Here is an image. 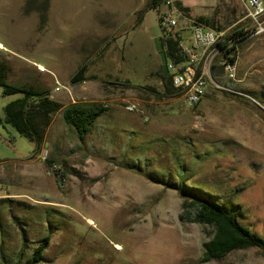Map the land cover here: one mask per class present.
I'll use <instances>...</instances> for the list:
<instances>
[{"label":"rangeland","instance_id":"obj_1","mask_svg":"<svg viewBox=\"0 0 264 264\" xmlns=\"http://www.w3.org/2000/svg\"><path fill=\"white\" fill-rule=\"evenodd\" d=\"M167 1L183 13L179 0H161V16ZM209 4L208 18L225 35L253 34L238 45V81L213 69L225 89L210 84L189 109L178 91L163 94L168 60L151 0H0L7 84L46 91L63 108H107L85 143L56 112L36 151L5 115L24 94L0 86V264H29L45 236L36 264H264L256 248L202 263L212 229L181 223L177 192L147 179L217 194L264 239V31L246 18L241 0ZM170 33L191 44L190 30ZM82 66L87 80L71 84ZM130 103L138 111L127 112ZM43 148L66 175L64 185L37 158Z\"/></svg>","mask_w":264,"mask_h":264},{"label":"trees","instance_id":"obj_2","mask_svg":"<svg viewBox=\"0 0 264 264\" xmlns=\"http://www.w3.org/2000/svg\"><path fill=\"white\" fill-rule=\"evenodd\" d=\"M160 1L151 0L150 8L157 13V19L161 28L159 44L164 59L177 64L182 61L178 48L180 37L178 33H169L163 26V16H161L159 11ZM178 7L180 10L182 9L185 16L190 17L188 16L190 13L188 8H183L180 4ZM192 20L221 31V28L216 26L214 21L208 17L201 16ZM252 31L254 32V29ZM252 34L251 31L243 32L240 30L225 35L217 43V46L222 51V57L230 62H235L237 60L238 45ZM7 70L8 66L0 61V86L4 88V93L7 95L15 93L24 94L21 99L6 105L5 115L7 122L15 127L20 134L33 142L36 145V151L42 144L45 127L56 112L61 110L62 121L74 132L80 143L86 142L97 119L107 112V108L99 103L89 105L72 104L63 108L60 103L52 100L46 91L7 84L5 81V72ZM85 70V66L79 68L70 78V83L74 85L86 81ZM163 78V94H170L171 90L175 91L171 85V76L166 69ZM263 97L264 95L262 94ZM54 163L50 158L46 161L48 166ZM147 179L153 183L161 184L166 189H172L177 192L179 198L182 200L178 215L181 223H195L212 229L209 240L202 244V263L221 261L232 252L249 248L259 249L264 256V239L240 223L238 207L233 203L226 202L217 194L198 187L189 185L177 186L161 180L149 179L148 177ZM49 241L50 237L45 236L39 242L29 264H36L41 261V255L47 248ZM2 264L11 263L3 260Z\"/></svg>","mask_w":264,"mask_h":264},{"label":"built area","instance_id":"obj_3","mask_svg":"<svg viewBox=\"0 0 264 264\" xmlns=\"http://www.w3.org/2000/svg\"><path fill=\"white\" fill-rule=\"evenodd\" d=\"M241 3L246 11V18L259 25L260 18L264 16V0H241ZM166 9L163 12L162 23L169 33L176 28H186L192 34L191 44L184 43L183 39L178 42L182 61L175 64L168 60L166 65V70L171 76L172 87L181 94L186 107L192 109L204 98L210 84L214 85L215 88H223L212 80L211 72L213 69L222 67L223 75L220 77L229 82L238 81L236 61L230 62L221 55L222 51L217 43L225 37L223 32L194 22L190 17L173 8L171 1L166 2ZM219 55L221 60L215 67L213 60ZM56 85L55 91H59V83L56 82ZM125 109L129 113L138 111L136 104L133 103L128 104ZM37 158L46 163L49 159L48 150L46 148L40 150ZM47 174L57 180L59 185L66 183V175L56 163L48 166Z\"/></svg>","mask_w":264,"mask_h":264},{"label":"crops","instance_id":"obj_4","mask_svg":"<svg viewBox=\"0 0 264 264\" xmlns=\"http://www.w3.org/2000/svg\"><path fill=\"white\" fill-rule=\"evenodd\" d=\"M179 1L181 2L182 6L184 8H188L190 10V13H189L190 16L193 15L194 13H200L203 17H209V13L211 11V9H210L211 5L209 4L208 6H204V2L211 3V0H201V2H202L201 7H204L203 9L198 6V5H200V4H198V0H179ZM205 5H206V3H205ZM263 23H264V21H261V23L257 26V29H261L264 31V26H262V25H264ZM184 31H187V30H184Z\"/></svg>","mask_w":264,"mask_h":264},{"label":"water","instance_id":"obj_5","mask_svg":"<svg viewBox=\"0 0 264 264\" xmlns=\"http://www.w3.org/2000/svg\"><path fill=\"white\" fill-rule=\"evenodd\" d=\"M215 73L217 76H222L223 75V68L217 67Z\"/></svg>","mask_w":264,"mask_h":264},{"label":"bare ground","instance_id":"obj_6","mask_svg":"<svg viewBox=\"0 0 264 264\" xmlns=\"http://www.w3.org/2000/svg\"><path fill=\"white\" fill-rule=\"evenodd\" d=\"M0 46H1V45H0ZM41 69H42V68H41ZM90 223H91V221H90ZM116 248H117V249H120L119 246H117Z\"/></svg>","mask_w":264,"mask_h":264}]
</instances>
